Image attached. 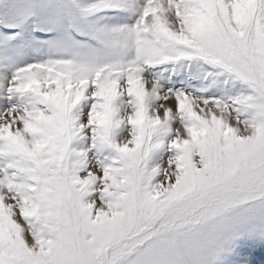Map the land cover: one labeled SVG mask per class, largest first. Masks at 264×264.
I'll return each mask as SVG.
<instances>
[{
  "label": "snow or ice",
  "instance_id": "snow-or-ice-1",
  "mask_svg": "<svg viewBox=\"0 0 264 264\" xmlns=\"http://www.w3.org/2000/svg\"><path fill=\"white\" fill-rule=\"evenodd\" d=\"M0 264H264V0H0Z\"/></svg>",
  "mask_w": 264,
  "mask_h": 264
}]
</instances>
